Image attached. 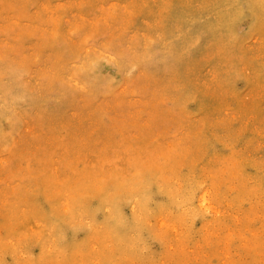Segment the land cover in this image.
Returning <instances> with one entry per match:
<instances>
[{"label":"rangeland","instance_id":"obj_1","mask_svg":"<svg viewBox=\"0 0 264 264\" xmlns=\"http://www.w3.org/2000/svg\"><path fill=\"white\" fill-rule=\"evenodd\" d=\"M0 264H264V0H0Z\"/></svg>","mask_w":264,"mask_h":264}]
</instances>
